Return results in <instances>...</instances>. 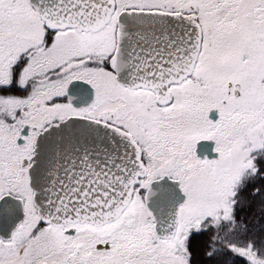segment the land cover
Masks as SVG:
<instances>
[{
  "label": "snow or ice",
  "instance_id": "1",
  "mask_svg": "<svg viewBox=\"0 0 264 264\" xmlns=\"http://www.w3.org/2000/svg\"><path fill=\"white\" fill-rule=\"evenodd\" d=\"M0 264H264V0H0Z\"/></svg>",
  "mask_w": 264,
  "mask_h": 264
}]
</instances>
